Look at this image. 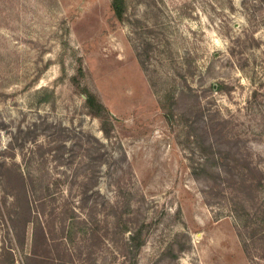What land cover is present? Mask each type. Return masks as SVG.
Wrapping results in <instances>:
<instances>
[{
    "label": "rangeland",
    "instance_id": "obj_1",
    "mask_svg": "<svg viewBox=\"0 0 264 264\" xmlns=\"http://www.w3.org/2000/svg\"><path fill=\"white\" fill-rule=\"evenodd\" d=\"M132 262L264 264V0H0V264Z\"/></svg>",
    "mask_w": 264,
    "mask_h": 264
},
{
    "label": "trees",
    "instance_id": "obj_2",
    "mask_svg": "<svg viewBox=\"0 0 264 264\" xmlns=\"http://www.w3.org/2000/svg\"><path fill=\"white\" fill-rule=\"evenodd\" d=\"M112 7L117 16L119 17L122 16L123 8H124V0H112ZM92 100H93V96L89 95L87 98V102L89 106L91 105ZM129 264H134V263L132 262Z\"/></svg>",
    "mask_w": 264,
    "mask_h": 264
}]
</instances>
